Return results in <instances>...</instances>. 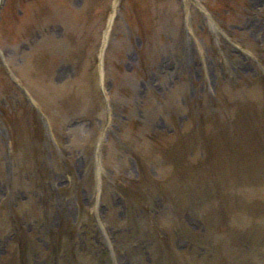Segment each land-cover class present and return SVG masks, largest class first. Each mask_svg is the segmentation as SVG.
<instances>
[{
	"label": "rangeland",
	"instance_id": "1",
	"mask_svg": "<svg viewBox=\"0 0 264 264\" xmlns=\"http://www.w3.org/2000/svg\"><path fill=\"white\" fill-rule=\"evenodd\" d=\"M226 1L0 0V264H264V0Z\"/></svg>",
	"mask_w": 264,
	"mask_h": 264
},
{
	"label": "trees",
	"instance_id": "2",
	"mask_svg": "<svg viewBox=\"0 0 264 264\" xmlns=\"http://www.w3.org/2000/svg\"><path fill=\"white\" fill-rule=\"evenodd\" d=\"M218 3H220V6L222 7V8H224L225 10H227V11H229V3L226 1V0H218ZM227 8V9H226ZM37 130V129H36ZM65 232L67 233V234H69V235H73L74 236V234H75V232L72 230V232H71V230L69 229V227H66L65 228ZM65 233V234H66ZM56 235L58 236V232H56ZM19 246L22 248V249H25L26 248V242H25V240L23 239H21L20 241H19Z\"/></svg>",
	"mask_w": 264,
	"mask_h": 264
},
{
	"label": "bare ground",
	"instance_id": "3",
	"mask_svg": "<svg viewBox=\"0 0 264 264\" xmlns=\"http://www.w3.org/2000/svg\"><path fill=\"white\" fill-rule=\"evenodd\" d=\"M117 2H118V0H114V2H113V11H112V14H113L114 11H115L114 8L116 7ZM108 27H109V26H108ZM107 33H108V31H106L105 34H104V43H105V40H106ZM103 45H104V44H103Z\"/></svg>",
	"mask_w": 264,
	"mask_h": 264
}]
</instances>
